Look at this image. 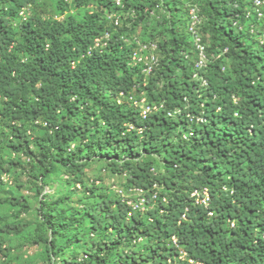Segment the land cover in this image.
I'll return each mask as SVG.
<instances>
[{
    "label": "trees",
    "instance_id": "1",
    "mask_svg": "<svg viewBox=\"0 0 264 264\" xmlns=\"http://www.w3.org/2000/svg\"><path fill=\"white\" fill-rule=\"evenodd\" d=\"M198 2L206 17L202 33L209 55L230 49L200 70L207 86L193 79L194 65L182 55L189 47L187 18L170 15L179 11L175 2L165 3L169 40H154L160 66L146 77L139 66L129 65L134 46L121 36L131 38L132 28L158 2L122 0L123 11L133 8L136 16H125L115 28L106 19L107 12L119 10L115 0H60L55 19L42 17L39 0H0V121L10 134L6 145L34 155L27 125L45 124V135L34 141L41 149L38 163L43 168L52 160L59 163L87 196L101 199L84 203L79 218L49 206L43 217L51 231L45 240L49 256L62 252V247L52 251L59 236L66 242L83 240L81 231L73 236L66 231L73 222L88 219L101 239L87 245L86 264H108L122 247L132 249L119 252L117 264H264V45L251 39L250 51L244 33L231 24L224 27L226 18L241 13L232 6L236 0ZM70 6L83 13L77 17ZM26 9L33 15L23 21L20 13ZM105 32L110 33L108 45L86 55L94 38ZM224 58L230 59L225 72ZM160 103L162 108H152ZM147 106L151 110L143 113ZM5 135L0 131V143ZM72 143L76 146L70 150ZM95 157L106 160L111 172L125 174L128 187L158 184L166 202H149L152 207L145 213L129 216L119 196L107 200L79 177ZM153 157L159 158L163 173H153ZM19 165L18 158L4 162L0 156V175ZM37 170L30 176L38 178ZM204 188L210 197L207 207L190 197ZM11 200L18 204V198ZM139 243L142 250L136 248ZM0 254L7 256V250L0 246ZM62 262L80 264L75 256Z\"/></svg>",
    "mask_w": 264,
    "mask_h": 264
},
{
    "label": "rangeland",
    "instance_id": "2",
    "mask_svg": "<svg viewBox=\"0 0 264 264\" xmlns=\"http://www.w3.org/2000/svg\"><path fill=\"white\" fill-rule=\"evenodd\" d=\"M59 1L39 0L44 10L42 17L45 19L59 18L57 6ZM67 1L68 3L71 2V0ZM163 2L166 3L167 7L172 2H175L179 11L170 13V15L186 19L185 11H183L186 0H163ZM165 3L162 7L160 6L161 9L156 10L155 17H145L136 27H133V33L146 42L154 40L168 41L170 18L169 10ZM93 6H95L94 2L89 5L90 8ZM69 10L77 17L83 13L82 8L75 9L70 6ZM36 14L39 13L37 12ZM32 15L33 11L26 9L20 13V19L24 21ZM19 22V19L14 22L15 28L18 27ZM230 24V19L226 18L224 27L229 29L231 28L229 27ZM246 44L248 46L250 41L247 40ZM247 48L251 51L252 47L248 46ZM216 56V52L210 53L211 58ZM225 63L228 66L230 59H225ZM122 100H124L123 97L119 99V102H122ZM59 116H62V114ZM35 124V127H32L31 123L27 125L31 142L29 143V148L35 153L32 156H27L8 148L6 136L10 138V134L2 121H0V131L7 133V135L2 136L0 156L4 162L16 158L20 161V165L14 166L11 172L0 175V246L1 249L7 250V256L0 254V264H64L62 259L64 257L71 258L72 256L77 258L78 263L86 264L84 250L88 244L97 243L101 239V235L98 236L90 230L89 220L85 219L83 224L73 222L72 227L66 231L70 236H73L77 231H81L84 235L83 240L76 241L73 237L72 242H66L64 237L59 236L52 251L62 247V252H54V254L49 256L46 252L45 240L51 237V231L48 228L49 226L45 224L43 217L49 214V206L52 207L56 204L54 212H64L67 216L72 217L74 215L75 218H79L81 217L84 203L94 204L96 201H101V199L93 198L92 195L87 196L82 185L75 182L74 178L65 172V169L59 163L52 160L48 163V168L41 167L38 163L41 149L34 141L41 139L47 130L45 124L38 121ZM18 125H20V122L17 123ZM138 132L141 133V131ZM49 134L51 135V133ZM75 146L76 143H72L70 150H73ZM49 148L51 147L49 146ZM49 151L51 152L52 150ZM144 160L148 159L144 158ZM153 161H155L153 173H163L159 158L153 157ZM85 164L81 168L82 172L79 177L88 187L94 185L97 188L95 193L103 194L107 200L112 202L118 197L117 190H122L124 195L129 194L131 186L128 187V177L125 174L120 175L111 172L106 160L95 157L87 160ZM33 169H38V178L30 176L29 172ZM160 192L161 188L159 187L158 194ZM12 197L19 199L18 204L11 200ZM65 197L68 198L66 199ZM61 199L63 200L60 202ZM149 207H152V204L150 206L146 205V210L139 213H145ZM18 224L23 227L5 231L7 228ZM141 245L142 243H139L136 248L142 250ZM131 249L132 247H122L118 252L112 254L108 264H117L114 259H117L119 252H126Z\"/></svg>",
    "mask_w": 264,
    "mask_h": 264
},
{
    "label": "built area",
    "instance_id": "3",
    "mask_svg": "<svg viewBox=\"0 0 264 264\" xmlns=\"http://www.w3.org/2000/svg\"><path fill=\"white\" fill-rule=\"evenodd\" d=\"M67 1V0H66ZM141 2H158L152 11L149 13L150 17H155L156 10L161 9L163 3L161 0H138ZM115 4L119 7V10L116 12H107L106 19L109 21L115 28L120 26L123 22V18L127 15L131 17L136 16L135 9L123 11L124 6L122 0H115ZM161 6V7H160ZM233 8L240 9L241 13H237L230 21L233 29L244 33L247 37L254 39L258 45H264V0H236L232 4ZM184 10L186 12L187 18V35L190 39L191 46L197 54V60L195 61V70L193 72V79L201 82V85L206 86V82L199 75L200 69L205 66L207 57L206 49L207 44L205 43L204 35L202 33L203 27L206 23V17L202 14L201 6L198 0H186L184 4ZM242 19V21H241ZM110 39V33L105 32L102 36L94 38L93 45L89 47L86 52V55H90L93 50L102 51L107 45ZM121 41L126 45H133L134 49L130 55L129 65L131 67L139 66L142 74L146 77L152 76L160 66V56L158 54V44L155 41H144L141 37L133 35L131 38L121 36ZM227 51V49H225ZM222 53H225L224 51ZM73 64V63H72ZM122 96V93H121ZM141 102H144L142 99ZM162 108L163 105H154L153 109ZM144 112H149L151 108L149 106L145 107ZM169 115H172L169 113ZM187 117L192 121L202 122L201 118L195 117L193 115L187 114ZM127 130L130 131L133 129L132 125H126ZM138 131H141L138 129ZM191 135V134H190ZM159 185L154 183L150 189H144L141 187H131L129 189V194L124 195L122 190H117L118 196L121 201L125 203L130 212V216L135 212H144L146 210V205L149 202H156L159 199L162 202H166L165 197H160L158 194ZM148 195V197H147ZM190 197L193 199L194 204L198 206L207 207L210 201L209 193L207 189L194 190ZM135 198V199H133ZM211 216V213H209ZM181 220H185V214L181 216ZM172 242L176 245L175 237H172ZM181 257L185 256L184 253H181Z\"/></svg>",
    "mask_w": 264,
    "mask_h": 264
},
{
    "label": "clouds",
    "instance_id": "4",
    "mask_svg": "<svg viewBox=\"0 0 264 264\" xmlns=\"http://www.w3.org/2000/svg\"><path fill=\"white\" fill-rule=\"evenodd\" d=\"M231 22V21H230ZM232 24V23H231ZM235 30V29H234ZM204 35V34H203ZM187 37H188V35H186ZM246 36V35H245ZM246 38H247V40H249V41H251V38H249V37H247L246 36ZM252 40H254V39H252ZM204 41H205V39H204ZM255 41V40H254ZM256 42V41H255ZM205 43L207 44V42L205 41ZM258 45V44H257ZM188 49L185 51V52H183L182 53V55L184 56V58L185 59H187V60H190L191 61V63L194 65V67H195V61L197 60V54H196V52H195V50L193 49V47L191 46V43H190V39H189V37H188ZM258 46H262V45H258ZM208 47H209V45L207 44V49H208ZM207 49H206V57H207V60H206V63H205V66H203L200 70L201 71H203L205 68H206V66H207V64H208V61H210V59H217V58H219V57H221V56H223V57H226V54H228V51L230 50L229 49V47H227V48H224V50H222V51H220L219 53H216V57H213V58H211L210 57V55H209V53L207 52ZM225 49H227V51L225 50ZM225 52V53H222V52ZM224 59H228V58H224ZM229 65H230V63H229ZM229 65L227 66L226 65V63H225V65L224 66H222V71L223 72H225L227 69H228V67H229ZM199 73H201L200 71H199ZM200 75V74H199ZM202 77V76H201ZM205 82H206V80L204 79V78H202ZM201 83V82H200ZM204 86V85H203ZM207 86V85H206ZM234 100V102H236V99L234 98L233 99ZM159 105H161V103L159 104ZM163 105V104H162ZM161 108V107H160ZM159 108V109H160ZM170 113V112H169Z\"/></svg>",
    "mask_w": 264,
    "mask_h": 264
}]
</instances>
